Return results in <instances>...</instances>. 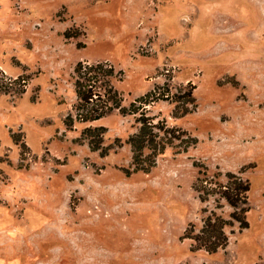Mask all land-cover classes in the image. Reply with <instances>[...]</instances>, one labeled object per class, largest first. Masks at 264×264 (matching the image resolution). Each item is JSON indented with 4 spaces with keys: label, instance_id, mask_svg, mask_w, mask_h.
I'll use <instances>...</instances> for the list:
<instances>
[{
    "label": "rangeland",
    "instance_id": "obj_1",
    "mask_svg": "<svg viewBox=\"0 0 264 264\" xmlns=\"http://www.w3.org/2000/svg\"><path fill=\"white\" fill-rule=\"evenodd\" d=\"M79 61L120 109L67 125ZM228 172L247 227L195 249ZM0 264H264V0H0Z\"/></svg>",
    "mask_w": 264,
    "mask_h": 264
},
{
    "label": "trees",
    "instance_id": "obj_2",
    "mask_svg": "<svg viewBox=\"0 0 264 264\" xmlns=\"http://www.w3.org/2000/svg\"><path fill=\"white\" fill-rule=\"evenodd\" d=\"M92 70L97 71V73L105 71V74L109 76L113 74V69L111 67L105 68L100 63L85 65L82 61H79L76 64L75 72H77V74L75 75V92L78 98V105L75 106V108L81 109V112L75 113L74 118L70 114L67 115L65 119L67 125H72L74 119L79 122L93 121L103 117L112 109H120L117 98H115V91L110 88L111 86L109 84L105 88L108 95L107 101H111V106L107 105V102L97 99L100 97L99 95L95 97L92 89L93 87H86L87 84H90V81L94 82V78L96 79L95 76L89 74ZM81 78L83 79L82 81ZM143 99L144 97H140L139 101ZM85 130L92 131V128L90 129L87 127ZM148 134L145 124H141L138 133L129 138V143L134 149V169L148 171L149 167L152 166V164L145 166L143 164V159L138 158V156H141V151L145 147V144L150 142ZM93 147L97 148L98 145ZM226 177V182L224 184L220 183L217 186V190L210 188L211 191H209L205 186H195V189L199 192L201 201L206 200L211 193L215 192L231 207L228 219L223 218L214 211H210V213L203 218V224L200 230L192 234L188 232L185 233V237L193 240L195 249H204L208 253H215L228 244L229 236L225 232L226 226H231L237 222L240 228L247 227L246 212L249 210V183L247 180H243L240 176L231 172L226 173Z\"/></svg>",
    "mask_w": 264,
    "mask_h": 264
}]
</instances>
